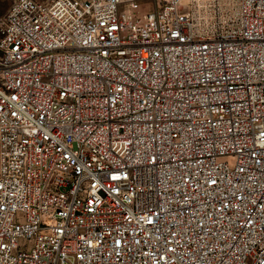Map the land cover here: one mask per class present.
Masks as SVG:
<instances>
[{
	"label": "built area",
	"instance_id": "obj_1",
	"mask_svg": "<svg viewBox=\"0 0 264 264\" xmlns=\"http://www.w3.org/2000/svg\"><path fill=\"white\" fill-rule=\"evenodd\" d=\"M193 1L12 0L0 264H264V0Z\"/></svg>",
	"mask_w": 264,
	"mask_h": 264
},
{
	"label": "rangeland",
	"instance_id": "obj_2",
	"mask_svg": "<svg viewBox=\"0 0 264 264\" xmlns=\"http://www.w3.org/2000/svg\"><path fill=\"white\" fill-rule=\"evenodd\" d=\"M11 2L12 0H0V18L8 11ZM192 8L198 22L204 27H212L221 18L211 0L193 1ZM225 12L226 10L223 11Z\"/></svg>",
	"mask_w": 264,
	"mask_h": 264
}]
</instances>
